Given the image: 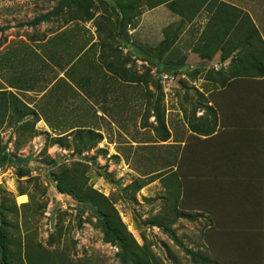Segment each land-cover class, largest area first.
Returning a JSON list of instances; mask_svg holds the SVG:
<instances>
[{"label": "rangeland", "instance_id": "rangeland-1", "mask_svg": "<svg viewBox=\"0 0 264 264\" xmlns=\"http://www.w3.org/2000/svg\"><path fill=\"white\" fill-rule=\"evenodd\" d=\"M62 1L61 14L29 25ZM158 1L0 0V91L10 103L0 122V229L16 260L136 264L137 256L106 239L104 202L150 264H207L200 255L218 257L221 245L240 238L225 235L232 225L219 206L202 215L177 209L171 195L185 142L215 128L209 99L236 75L238 55L231 64L202 55L195 33L203 22ZM83 76L91 77L85 88ZM80 128L99 136L76 137ZM68 175L104 194L103 204L83 201L84 188L60 191L58 180L74 187ZM257 220L251 210L254 230Z\"/></svg>", "mask_w": 264, "mask_h": 264}, {"label": "crops", "instance_id": "crops-1", "mask_svg": "<svg viewBox=\"0 0 264 264\" xmlns=\"http://www.w3.org/2000/svg\"><path fill=\"white\" fill-rule=\"evenodd\" d=\"M165 5L172 15L203 22L195 33L202 55H219L220 62L230 64L238 55L232 63L236 75L209 99L215 128L194 133L173 166L178 208L203 215L219 206L221 219L227 217L222 221L232 225L225 235L240 236L221 245L219 256L229 264H249L250 258L264 264V0H166ZM247 16L260 33L247 32ZM251 210L257 213L255 230L248 222ZM247 233L256 241L243 238ZM203 256L222 264L219 256Z\"/></svg>", "mask_w": 264, "mask_h": 264}, {"label": "trees", "instance_id": "trees-1", "mask_svg": "<svg viewBox=\"0 0 264 264\" xmlns=\"http://www.w3.org/2000/svg\"><path fill=\"white\" fill-rule=\"evenodd\" d=\"M166 0H159L158 3H163ZM68 1H62L58 7L53 8V10L48 11L46 13H40L37 15L33 20L29 21V25L32 27H37L39 24L43 22L50 21L52 16L55 14H61L63 11V5H66ZM126 12V11H124ZM249 19V23H247L246 30L249 33H260L259 29L256 27V25L251 21L250 17L247 16ZM239 26H242L243 30V23H240ZM82 86L83 88L87 87L88 83L91 80V77L89 76H83L81 78ZM9 100L6 91H0V122H3L6 118V112L9 108ZM95 135L99 136L97 133H95L91 129H85L80 128L77 131L76 137L83 138L85 135ZM60 143H63L65 146H69V141L67 137H59L57 139ZM174 175V174H173ZM175 176V175H174ZM68 180L71 184H73L74 187H66L63 185L62 181L58 180V188L62 192H67L71 194L80 195V192L82 194V189L84 188V196L82 197L83 201L91 202L93 204H103V200L106 199L104 194L99 192L98 190L94 189L92 186H87L77 175H68ZM179 185H181V181H179ZM76 187H80L79 192L77 191ZM173 188V187H172ZM78 192V193H77ZM171 195H177L178 199H180L179 192H173V189H171ZM174 205L177 209L179 204L176 198H174ZM104 209H100L99 212L103 216V218L106 220V239L108 241H115L118 242V244H121L122 248L129 253L133 258H136L137 256V262L136 264H150L148 260L144 259V257L139 256L137 254V241L133 237V235L130 233V231L127 228V225L123 222L121 216L119 215L118 211L113 205L107 206V204L104 202ZM0 245L2 248V263L1 264H26L24 260L22 259H15L12 256V252L9 250V240L7 237V233L3 232L2 229H0ZM191 255L193 259H197L198 254L194 251L187 250ZM200 259L204 260L206 263H208V259L204 257L203 255L199 256ZM211 262L209 261V264Z\"/></svg>", "mask_w": 264, "mask_h": 264}, {"label": "bare ground", "instance_id": "bare-ground-1", "mask_svg": "<svg viewBox=\"0 0 264 264\" xmlns=\"http://www.w3.org/2000/svg\"><path fill=\"white\" fill-rule=\"evenodd\" d=\"M19 201L22 202V203H23V202H26V201H27V197H26V195H20V196H19Z\"/></svg>", "mask_w": 264, "mask_h": 264}]
</instances>
